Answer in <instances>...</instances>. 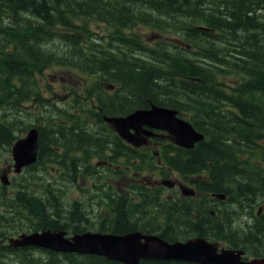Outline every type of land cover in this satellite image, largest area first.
<instances>
[{"label": "trees", "instance_id": "1", "mask_svg": "<svg viewBox=\"0 0 264 264\" xmlns=\"http://www.w3.org/2000/svg\"><path fill=\"white\" fill-rule=\"evenodd\" d=\"M258 10L262 14L258 15ZM185 16L191 20L185 21ZM92 17L105 18L111 23L110 28L98 27L99 31L93 34L88 24ZM195 24L206 29L195 28ZM134 26H150L152 33L165 38L175 34V38L190 41L197 50L172 51L163 41L148 48V38L142 42L134 33L124 34ZM181 27L186 32L180 34ZM99 32L101 36L96 37ZM116 36L121 44L113 39ZM57 38L71 44L73 63L68 61L64 45L62 52L57 50L55 42L52 45ZM129 39L132 45H128ZM108 42L114 43L118 51H108ZM143 51L148 56L142 55ZM206 60L212 65H204ZM62 64L73 65L96 77L94 87L85 89V95L95 97L98 111L86 104L75 110L54 105L55 111H48L43 121L37 123L43 150L39 160L44 162L48 158L62 174L74 178L90 174L88 169L84 172L83 169L91 165L92 158L113 164L119 177L125 175L119 168L124 161L140 171L156 167L157 157L132 155L110 129L91 132L87 126L90 120L108 126L102 119L105 114H125L151 101L174 108L179 115L188 111V121L205 137L189 150L163 146L165 150L158 156L163 163L161 172L166 173L170 167L185 177L199 175L192 178L199 189L211 195L224 192L229 199L238 193L236 199L247 200L249 195L255 198V213L259 207L263 208V194L258 191L264 190V0H114L113 3L111 0H0V145L10 144L15 138L8 120L11 107L22 108L26 101L34 102V108L49 106L41 98L44 95L37 87V76ZM225 77L236 83L232 92L225 91L229 86L223 80ZM108 84L121 89L119 94H114L116 97L104 94V86ZM243 152L247 157L240 154ZM34 176H37L35 170L28 169L22 180L15 182L12 196L8 195L10 187L0 184V216L8 214L11 206L14 222L21 217H43L35 229L65 228L67 219L60 216L66 212L56 192L60 190L50 183L39 184L44 193L42 197L36 195L29 184ZM131 184L132 191L140 196L131 199L126 193L119 195L114 191L108 195L113 203L107 204L109 216H122L124 221V217L130 220L129 217H146L142 215L158 211L168 217L172 206L158 202V195L146 187L139 189L135 183ZM211 198L207 199L208 203L220 201L215 195ZM151 203L156 204L155 210L150 208ZM215 212L195 217H218ZM188 214L191 212L186 211ZM254 217L244 230L235 232V237L229 230L231 225L226 228L229 222L200 228L201 222L196 221L191 226L204 236L226 235L248 254L264 256V212ZM178 225L187 227L188 223ZM30 256H26L27 264ZM30 260L36 264H55L51 259L44 263ZM87 260V264L108 262L100 257Z\"/></svg>", "mask_w": 264, "mask_h": 264}, {"label": "rangeland", "instance_id": "2", "mask_svg": "<svg viewBox=\"0 0 264 264\" xmlns=\"http://www.w3.org/2000/svg\"><path fill=\"white\" fill-rule=\"evenodd\" d=\"M257 14L260 15L262 13L258 10ZM184 20L189 21L191 20V17L185 16ZM88 24L89 26H91L93 34L99 31L98 27L109 29L111 26V23L108 22L105 18L101 19L97 17L90 18ZM152 32L153 30L150 26H138V27L134 26L133 28L128 29L124 34L130 35L134 33L140 37V40L142 42H146L147 36ZM100 34L101 33L99 32L96 35V37H100L101 36ZM223 36H225L224 33L222 34V39ZM91 37L93 36L91 35ZM113 39L116 41L117 44H121L120 38L118 36L114 37ZM158 41L164 42L165 40L162 38ZM54 42L58 51H60L62 49V46L64 45L65 55L67 56L68 61H71L73 63L72 54L69 52L71 44L60 38H57L53 42H51L52 45H54ZM97 42L99 41L95 40V43ZM156 42L148 43L147 47L148 48L150 46L153 47V45ZM132 44L133 41L129 39L128 45H132ZM191 49H194V51L196 50L193 44H191ZM142 55L148 56L144 51ZM206 62L207 64L204 65L207 66L212 65V63H210L209 61L206 60ZM37 78H38L37 87H39L40 91L44 95L41 98L44 101V103L49 106L40 105V107L34 108L33 106L35 105H33L31 101H26L23 103L24 107L22 108L16 105L14 107H11V110L8 111V115H9L8 120L10 121L9 124L11 126V129H14L13 134L15 138L24 136L26 134L25 132L28 127L37 128V123H39L41 120L43 121V119L49 113L48 111H53V112L55 111L54 106H52V104L56 103V106L58 107L71 110L70 107H72V103L70 102L69 104H66V101H69L71 97H75L78 95L84 96L82 93L84 87H86L89 81L96 80L94 75L86 72H82L76 69L73 65L66 66L64 64L47 68L46 70L43 71L42 75H38ZM223 80L227 82L229 85L226 87L225 91L232 92V89L236 87V83L234 82L233 84L231 77L228 78L225 77L223 78ZM160 84L162 83L160 82ZM47 85H50V88H47ZM71 87H73L76 91L71 90ZM94 98L95 97H89L87 99L83 98L81 99V101L85 102L88 106H92ZM21 109L23 111L19 112ZM179 116L188 120L189 112L182 111V114H180ZM87 126L90 128L91 132L103 131V130L109 131L107 125H104L102 123H97L93 120H90L89 123H87ZM240 154L244 158L247 157L246 152ZM9 160H11V146L9 142L2 143V146L0 147V168L6 166L9 163ZM94 161L95 159H91L90 162L93 163ZM125 164L126 161L123 162V166ZM262 165L264 166V160H262ZM94 171L95 172L93 174L84 177L78 176L77 178H74L71 174L61 175V171L55 167L54 163L48 162V158H46L43 164L38 166L37 176H34L31 179V182L29 183L31 184V190L40 197H42V194L44 193V190L40 185L46 186L47 184L50 183L53 184L52 187H54V189L60 190L56 192L57 195L61 196L62 209L66 212L63 213L60 217H64L67 219L66 222L68 223V225L65 228H63V230H65L66 233L70 235L75 232H79L83 230L90 232H98V231H92L93 227L90 229L84 228V225L87 224V220L89 219L92 220L94 217H104V218L111 217L108 214L101 215L98 212V209L102 207V205L104 204L112 203V201L108 200V195L113 191H115L116 189H118L116 190V192H118L120 195H124V193L127 192L124 190L123 182L121 180L120 183H116L115 185L113 184V181L117 180V176L114 175L112 171L108 170L105 167H96ZM175 175L177 174L175 173ZM141 177L143 178L146 177L147 179H143V180H145L148 185H153L152 184L154 181L153 178H159L160 175H158V171L156 170L154 172L148 170L145 173L140 174L139 178ZM127 179H129V177L122 178V180L125 181ZM18 180L19 179L17 177L16 182H18ZM95 186L96 187L102 186V188L100 190H97L95 189ZM11 188H13V186L10 187L9 189ZM163 191H164L163 194H168L170 192L167 189H163ZM135 193L136 192H130L129 194L126 195V197H130ZM258 193L263 194L261 199L264 200V190H261V192L258 191ZM211 204H214V208L217 207L219 209V213L221 217L223 216V213H227L230 215V217H232L230 219V225L234 232H239L241 230H244L246 228L245 224L250 222L249 217H254L260 211L264 212V206L261 205L263 206V208L257 211L255 215H253L252 213L249 212L250 210L246 205L248 204L247 202L245 203L243 202L242 204L240 203L241 206L239 205L238 208H235V204L233 205H229L228 203L223 204L218 201H213L212 203H209V205ZM149 206L152 210L156 209L155 208L156 204L154 203L149 204ZM254 208H256V206ZM108 209L110 208L108 207ZM194 213L195 211H193V214ZM154 214L155 217L166 216L164 214H158V211H154ZM142 216L147 217L149 215L146 214ZM175 217H181V216L175 215ZM183 217L186 216L184 215ZM42 219L43 217H21L19 221L14 223L11 222V225L9 227H7L8 223L4 222V227H2V230L6 231V233H11L12 234L11 236H17L21 232L29 233L35 230H39V229H35L36 223L38 224L39 221H41ZM62 221L64 222V220ZM98 221L99 219H97L95 222H92L93 225L94 223L96 225ZM136 232L140 233L138 231ZM49 252H50L49 250L42 248H37L33 250L31 248L25 250L17 249L15 251L7 252L6 254L3 255L0 254V262L4 264H24V263L27 264L26 256H30V255L32 256L28 258V264H36L34 260H30L31 258L40 260L42 261V263H44V261L48 259H51V261H54L55 264H87L89 262V260L85 259V257L80 254H71L70 256H66L62 253H54L56 255L52 256Z\"/></svg>", "mask_w": 264, "mask_h": 264}, {"label": "water", "instance_id": "3", "mask_svg": "<svg viewBox=\"0 0 264 264\" xmlns=\"http://www.w3.org/2000/svg\"><path fill=\"white\" fill-rule=\"evenodd\" d=\"M103 119L120 138L133 146L157 136L154 130L166 132L175 145L185 149H191L204 137L189 121L179 117L176 109L153 103L148 108H137L125 115H104ZM37 151L38 130L31 127L24 137L18 138L12 145L14 172L18 173L23 167L33 164ZM0 181L9 183L5 173L0 174ZM164 184L171 185L169 181ZM181 188L185 195L194 193L186 186ZM214 195L221 199L225 196L224 193ZM142 237L144 241L140 240ZM8 244L13 247L38 246L63 253L98 254L124 264H139L144 258L181 259L201 264H264V258L242 261L241 250L223 248L217 253L215 245L202 237L185 242H167L156 235L137 232L115 234L85 231L66 236L64 230L42 229L10 237Z\"/></svg>", "mask_w": 264, "mask_h": 264}, {"label": "flooded vegetation", "instance_id": "4", "mask_svg": "<svg viewBox=\"0 0 264 264\" xmlns=\"http://www.w3.org/2000/svg\"><path fill=\"white\" fill-rule=\"evenodd\" d=\"M111 2L113 3L114 0H111ZM175 18H177L176 20H179V16L175 15ZM173 19L174 16H171V20L173 23ZM195 28L196 27H203V26H198V24H195ZM178 32L180 34H182L183 32H186L185 29L178 28ZM175 35V34H174ZM174 35L172 36V34H170L168 37H162L159 33H151L150 36H154L155 39H153L152 41L156 40V39H160L163 38L166 44H168L171 48L172 51H174L175 49H177L180 52H186V51H191V42L190 41H185L184 39H179V38H175ZM149 37V36H148ZM188 42V43H187ZM106 45L108 46V51H118L117 46L114 43L108 42L106 43ZM96 79V78H95ZM97 80V79H96ZM96 80H92L89 81L88 85H92ZM104 93L107 94L110 98L112 97H116L114 94L118 93L121 90L118 85H107L104 86ZM73 91H76L73 87L72 89ZM112 93V94H111ZM121 93V92H120ZM79 94V93H78ZM82 97V98H81ZM86 97L82 96V95H78L75 97H71V99L69 101H66V104H69L70 102L72 103V107L75 110V108L79 105V104H86L85 102L81 101V99H83ZM77 105V106H74ZM91 107H95V103L93 102V105ZM23 110L21 109L20 112H22ZM157 131V130H156ZM119 137V136H118ZM119 139L121 140L123 146L128 149L132 155L137 156V157H156L159 156V154H162L164 151V147L165 145L167 146H171V147H177L176 145H174V143L172 142V140L167 136V134L164 132H158V135L152 138H148L144 144L140 145V146H133L129 143H127L126 141H124L122 138L119 137ZM14 140H16V138H14L11 142H10V146L12 147L13 143L15 142ZM40 145V143H39ZM2 145H0L1 147ZM41 147V146H40ZM41 149V148H40ZM110 152V150H109ZM42 153V150L40 152V155ZM170 153V152H169ZM39 155V157H40ZM38 157V161L34 164L31 165L29 167H27L25 170L27 171L28 169L31 170H35L36 175L38 172V166L42 165L41 160H39ZM158 159V158H157ZM41 162V163H40ZM108 170H115L117 168H110V167H105ZM132 168L134 169V172H132ZM131 167H126V171L130 172V174H125L121 177H119V180H114L113 183H120V180L123 182V185H128L129 183L133 182V184L135 183L136 186H139L140 183H142V179L143 177L139 178V175L142 173H145L137 170L136 168H134L133 166ZM12 169H13V160H9V163L0 168V174L2 173H8V175L11 176V185H9V187H14L15 182H16V178L18 177L19 180H22V178L25 176V172L19 175H14L12 174ZM88 169L90 174H93L95 171V167H87L84 169V171ZM37 170V171H36ZM40 170V169H39ZM151 171H158V175H160L159 178H153V182L154 183H158V179L159 181H163L165 179H171L172 182L174 184H172V182L170 181V183L172 184L171 187L166 188L165 186H161L162 189H167L170 192L168 194H163L164 191L160 192L159 188H155L154 192L158 195L159 201L158 202H163V204L167 205V206H172L171 209H169V214L168 217H134V218H130V220H128V217H124V221L120 218V217H94L92 220L89 219L87 220V224L84 225V228L86 229H90L93 227L92 231H99V232H104V233H118V234H124V233H130V232H140L142 234H158L161 238L167 240L168 242H174V241H181L184 242L190 238H194V237H205L208 241L210 242H215V247L217 251H220L222 248H242L239 245H235L233 243H231L226 235H217V236H213V234H210V236H204L203 234H199L197 232H195L194 228L191 226L192 222H196L199 221L200 223V228H205V227H210V224L212 225L213 223H215L218 226L221 225H226L227 222H229V224L226 226L229 227L230 226V219L232 217H230L229 214L227 213H223V216L221 217L220 213H219V209L217 207H215L216 212H217V216L218 217H195L198 216V214L201 215H206L208 213V209H207V199H212V195L210 193H207L205 190L203 189H199L196 185V183L194 182L193 179H197L199 175L197 176H193V177H185L183 175H181L177 170H173L172 168H168L167 170V174L164 175L160 168H151ZM175 173L177 175H175ZM88 174V175H90ZM180 174V175H179ZM87 175V176H88ZM175 175V176H174ZM73 176V175H72ZM123 177H129V179L122 180ZM193 178V179H192ZM143 179H147L146 177H144ZM1 184V182H0ZM13 184V185H12ZM3 185V184H1ZM181 186H188L190 187L193 191L194 194L191 195H185L182 192V188ZM3 187H7V186H3ZM132 192H136V191H132ZM224 193V192H222ZM225 194V193H224ZM8 195L12 196L14 195V188H11L8 190ZM140 195L136 192L134 195H131L129 198L131 199H135L138 198ZM238 196V193L235 195ZM235 196L232 199L228 198V195L225 194V198L224 199H219L220 203L223 204H229V205H233L235 204V208H238L240 204V200L236 199ZM14 198H12L11 200H13ZM130 200V199H129ZM238 201V202H237ZM151 202V201H150ZM245 203V202H244ZM155 204V203H154ZM125 206H127V202L124 204ZM249 208V212L252 213L253 215H255V198L251 197L248 195V204H246ZM124 208V207H123ZM188 209H190L191 211H188ZM9 213L8 214H3V217L0 216V242H2L1 244V250L3 251L4 254H6L7 252L10 251H15V250H25L26 248H32V247H26V248H14L8 245V238L11 237V233H6V231L2 230V227H4V222L8 223L9 227L11 225V222L14 223V217H15V213L14 208L13 207H9L8 208ZM108 211V207L107 204L102 205V207H100L98 209V212L101 215H106ZM186 211L187 212H191V215H186ZM193 211H195V213L193 214ZM126 213V212H124ZM209 213L211 215H213V210L210 209ZM175 215H180L181 217H175ZM186 217H183V216ZM193 216V217H192ZM28 217V216H27ZM235 218V217H234ZM250 221L256 218V217H249ZM97 219H99V221L97 222V224L93 225L92 222H95ZM106 219V221H105ZM116 220V221H115ZM117 220H122V222L120 223ZM213 220V221H212ZM179 222H186L188 223L187 227H182L180 225H178ZM130 223V224H129ZM214 224V225H215ZM118 225L120 226V229L117 228ZM213 225V227H214ZM124 227V228H123ZM226 230V229H225ZM229 230L233 233L234 237H235V232L232 230V228L229 227ZM206 231V230H204ZM74 234V233H73ZM70 235V234H68ZM141 241H143L144 239H140ZM244 256H247L249 259L253 258V257H264V256H254V255H249L246 250H245V254ZM246 260V258H244ZM106 260V259H105ZM108 262L106 264H114L116 262H111L109 260H107ZM4 264V263H1ZM123 264V263H121ZM139 264H200L198 262H192V261H187V260H178V259H157V258H144L141 259L139 261ZM229 264H233V263H229Z\"/></svg>", "mask_w": 264, "mask_h": 264}, {"label": "bare ground", "instance_id": "5", "mask_svg": "<svg viewBox=\"0 0 264 264\" xmlns=\"http://www.w3.org/2000/svg\"><path fill=\"white\" fill-rule=\"evenodd\" d=\"M122 93V92H121ZM124 93V91H123ZM112 94V93H111ZM126 97V96H125ZM112 98V97H111ZM106 115V114H105ZM4 143V142H3ZM41 150V149H40ZM184 151V150H183ZM176 158V157H175ZM41 163V162H40ZM182 168V167H181ZM186 168V167H185ZM188 169V168H187ZM174 170V169H173ZM187 172V171H186ZM255 174V173H254ZM100 177V176H99ZM264 180V179H263ZM98 189V188H97ZM126 191V190H125ZM114 194V193H113ZM94 196V195H93ZM95 197V196H94ZM98 197V196H97ZM117 201V200H116ZM115 202V201H114ZM102 203V202H101ZM131 212V211H130Z\"/></svg>", "mask_w": 264, "mask_h": 264}]
</instances>
